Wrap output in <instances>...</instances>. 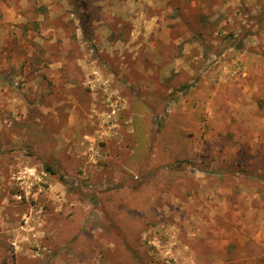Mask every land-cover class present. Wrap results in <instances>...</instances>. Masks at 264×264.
Here are the masks:
<instances>
[{"label": "rangeland", "instance_id": "374dc122", "mask_svg": "<svg viewBox=\"0 0 264 264\" xmlns=\"http://www.w3.org/2000/svg\"><path fill=\"white\" fill-rule=\"evenodd\" d=\"M0 264H264V0H0Z\"/></svg>", "mask_w": 264, "mask_h": 264}, {"label": "trees", "instance_id": "16d2710c", "mask_svg": "<svg viewBox=\"0 0 264 264\" xmlns=\"http://www.w3.org/2000/svg\"><path fill=\"white\" fill-rule=\"evenodd\" d=\"M50 170V169H49ZM52 171V170H51ZM53 172V171H52Z\"/></svg>", "mask_w": 264, "mask_h": 264}]
</instances>
